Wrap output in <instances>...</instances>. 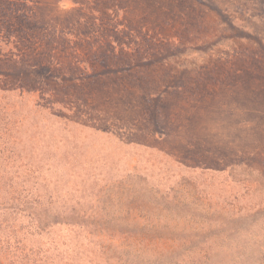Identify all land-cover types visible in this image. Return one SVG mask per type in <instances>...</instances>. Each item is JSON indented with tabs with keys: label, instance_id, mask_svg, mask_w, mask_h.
Wrapping results in <instances>:
<instances>
[{
	"label": "rangeland",
	"instance_id": "rangeland-1",
	"mask_svg": "<svg viewBox=\"0 0 264 264\" xmlns=\"http://www.w3.org/2000/svg\"><path fill=\"white\" fill-rule=\"evenodd\" d=\"M0 264H264V0H0Z\"/></svg>",
	"mask_w": 264,
	"mask_h": 264
}]
</instances>
